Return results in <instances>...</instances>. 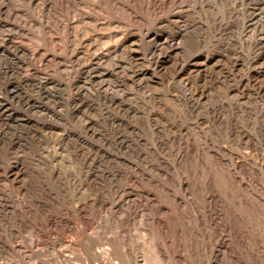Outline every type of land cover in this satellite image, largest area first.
I'll list each match as a JSON object with an SVG mask.
<instances>
[{
	"label": "rangeland",
	"instance_id": "1",
	"mask_svg": "<svg viewBox=\"0 0 264 264\" xmlns=\"http://www.w3.org/2000/svg\"><path fill=\"white\" fill-rule=\"evenodd\" d=\"M60 1L2 6L0 98L11 113L0 112V242L18 232L16 245L42 241L47 260L82 264V236L103 254L118 235L139 262L154 241L168 248L165 264H189L164 236L176 197L185 216L183 244L223 236L233 264H263L264 0H177L156 13L133 8L146 27L104 13L107 0ZM170 16L179 21L175 27L153 30L162 41L178 33L185 39L155 66L157 43L144 42L138 28ZM125 31L129 45L116 61L101 62L108 72L118 70L102 81L84 75L91 54L75 61L53 50L74 43L103 49ZM4 37L27 53L16 55ZM196 90L205 96L199 100ZM131 187L141 193L128 204L121 197ZM49 219L71 233L47 230ZM0 252V264H21ZM252 252L258 256L251 259Z\"/></svg>",
	"mask_w": 264,
	"mask_h": 264
},
{
	"label": "bare ground",
	"instance_id": "2",
	"mask_svg": "<svg viewBox=\"0 0 264 264\" xmlns=\"http://www.w3.org/2000/svg\"><path fill=\"white\" fill-rule=\"evenodd\" d=\"M10 1L11 0H4L2 2V0H0V15L3 12L2 6L7 5ZM61 1H63V0H61ZM67 1H69V0H67ZM126 1H127V3H122V2H119L118 0L104 1L103 5L105 6V9H106L104 11V13L108 14L109 16H112L113 19H118V20L124 21L126 23H130V24L136 23L140 27H146V21H143L142 18H139L137 16V13L132 10L133 8L134 9H140V10H148V11L152 10L154 13H156L158 11L164 12V9L166 8L167 5L172 4V3L176 2L177 0H126ZM174 15H175V13H174ZM9 16L12 17L13 15L9 14ZM174 19H176V17H171V19L168 21H166V20L164 21L162 19H160L157 22L151 21L150 23L153 24V25H151L152 27H148L144 31L141 30V28L140 29L138 28L140 35L141 36L144 35V36H142V40L144 42L149 40V41L153 42V44L157 43L153 47V50L150 49V50H152L151 56H153L152 58L154 59V61H156L155 66H157L159 64V61H161L160 60L161 58H163L164 56H167V54H169L168 49L172 50L171 54L173 52L177 53L179 51V47H181L183 45V41H184L185 37L183 34L178 33L179 31L177 32L178 33L177 36H172V35L167 36L164 38V41H162V39L158 36V33H155V31H156L155 26L156 25L160 26V27L161 26L165 27L166 24H169V25L173 24V26L176 25L177 22H179V21L174 22ZM157 26H156V28H157ZM185 27H183V28L185 29ZM153 28L155 29V31L153 30ZM158 30H160V29H158ZM144 32H145V34H144ZM129 33L130 32L125 31V32H122L121 34H118L116 36L117 39H115L116 41H114V42H113L112 37L109 38V40L112 41V43L108 40L109 42H107L104 45L105 48H103V49H97L96 44H95V47H94V44H92V45H88L82 49L83 44L77 45L75 43L74 44L72 43L75 46H73L71 44H68V45L60 44V45H55V47H53V50H55V52H60L62 54L71 53V55H72L71 59L75 60V61L82 60L80 58H81V56H82V58H83V56L85 57V55H86L85 52L91 54L88 57L89 58V64L85 68L86 70L85 69L83 70L84 75H86L88 79H92V80L93 79H99L100 81H102V79H105V78L107 79V77L111 76L112 73L117 71L118 69L112 68V71L108 72L107 69L104 70L101 68L102 67L101 62H103L109 56L110 57H112V56L116 57L119 53L120 54L122 53V49L127 47L129 45V42L131 41V39L129 38V35H130ZM132 33H134V32H132ZM140 39H141V37H140ZM160 40L162 41V43H158V42H161ZM74 41H76V40H74ZM3 44L9 45L10 47H12V49L16 53V55H24L25 53H27V50H25V48L21 47V45H19V44L17 45L15 43H13L12 41H10V38H5L3 41ZM149 46L152 47V45H149ZM128 48H130V47H128ZM81 50H85V51L82 52ZM150 50H149V53H150ZM1 52H5L4 47H2V46H0V53ZM26 58H27V61H29L32 64L37 60V56L34 54L27 55ZM112 59H114V58L112 57ZM116 59H118V57L115 58V61H116ZM41 61H43V57L41 58ZM112 63H114V62H112ZM118 64H116V65H118ZM95 65L98 67L95 68ZM188 69L190 70V68H188ZM185 71H186L185 67L182 66V68L179 70V72L176 73L177 78L181 77L182 76L181 73H184ZM11 89H12L11 93H13V89L15 90L16 88L12 86ZM194 94H196V95H194ZM103 95L108 97V93H106V92L103 93ZM193 96L199 98V100H200L205 96V92L196 90V92L193 93ZM111 99H113L111 101H116V97H114V96ZM1 111H2V113H9L10 109H9V105L4 100H2L0 98V112ZM11 172H13V171H11ZM11 175H12V173H11ZM13 177H14V180H17L19 177V174L18 173L13 174ZM242 183H243V181H242ZM241 185H243V184H241ZM136 193H138V192L135 191L134 189H132V187H131L128 190L125 189V191L123 192V197H121V198H123L124 201H128L127 203L129 204L131 197L136 196ZM139 193H141V192H139ZM171 204L173 205L174 208H171L172 212L168 213V215H166L168 229L165 231L164 236H166V238L170 241L169 249L175 255H177L178 253H181V252L187 253L186 257H188V259H189L188 261H190L189 264H233V261L237 260V258L235 257L236 255L234 256L232 246L228 245L230 243L227 244L225 242L226 239L224 241L223 236L215 242L208 240L209 241L208 243L205 242L203 244H199V243L192 244L191 243V245H189V246H187L186 244H183L182 239L184 238V232L182 231L181 222H182L184 214L182 211H180V207L178 205V198L174 197L171 201ZM78 216L80 217L81 214L78 213ZM207 222H209V221H207ZM46 227H47V230H52V231L56 230V231H63V232L71 233L70 230H68L65 226H63L62 222L52 220V219H49L47 221ZM39 232H40V230H39ZM75 232L77 234L76 236L81 237L80 234L82 232V228H78V229L76 228ZM20 236H21L20 233L17 232V235L16 236L14 234H13V236L11 235L10 240L9 241L7 240L6 243L0 242V245H1L0 248L2 251H4L3 254H8V255L11 254V255L18 257L20 259L21 264H26L27 260H38L40 262V264H70V263H66L67 261L65 263H62L63 258L61 259L62 261L59 260L60 258L57 260L56 259L53 260L54 258L52 260H50V259L47 260L48 258H47L46 254L48 251H46L44 249L43 246H45V245L41 243L42 241L41 242L40 241H37V242L32 241L31 243H27L26 240H24V243L18 242L19 244L16 245L14 240L16 238H20ZM56 236H58V235H56ZM72 237H74V236H72ZM82 237H83V242L81 243V246L86 250V252L88 254L86 261H83L82 264H165V261L168 260V255H169L168 250H167L168 248L167 247L164 248V246H162L156 242L154 243V241H153V245H151L152 242L150 243V245H151L150 249L149 250L146 249L147 253L144 252L145 254L143 255V258H142L143 261L139 262L133 256V254H131L129 251H127L128 247H127L126 241L124 242V240L122 239L123 237L121 238V237H118V235L117 236L115 235V237H113L111 240L107 241L108 242L107 244L110 247V249L107 251L103 250V254L94 253L96 242L93 239H91L89 237L86 238L84 236H82ZM37 239H39V238H37ZM56 241L64 244L65 246H67L69 248L73 247V242H65V241L61 240L60 237H56ZM45 242H47V241H45ZM128 245H129V243H128ZM41 247H42V249H41ZM187 247H189L188 250L186 249ZM142 251H143V249H142ZM259 251L257 252L258 255L260 253ZM252 254H253V252H252ZM258 255L253 254L251 259H253L254 256H258ZM258 258H256V259H258ZM241 261H239V262L241 263ZM261 261H263V260H261ZM242 263L244 264L243 261H242Z\"/></svg>",
	"mask_w": 264,
	"mask_h": 264
}]
</instances>
